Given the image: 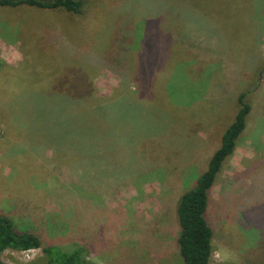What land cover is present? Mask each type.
<instances>
[{
    "label": "rangeland",
    "instance_id": "1",
    "mask_svg": "<svg viewBox=\"0 0 264 264\" xmlns=\"http://www.w3.org/2000/svg\"><path fill=\"white\" fill-rule=\"evenodd\" d=\"M87 2L79 16L0 9V44L17 60L7 68L0 59V215L43 246L78 252V264H181L177 201L248 92L247 129L209 193V264L263 263L264 0H229L225 17L211 0ZM227 16L232 24L220 21ZM27 89L93 105L113 97L105 150L91 160L13 134L9 101ZM127 90L145 99L132 105ZM0 260L46 259L8 249Z\"/></svg>",
    "mask_w": 264,
    "mask_h": 264
},
{
    "label": "trees",
    "instance_id": "2",
    "mask_svg": "<svg viewBox=\"0 0 264 264\" xmlns=\"http://www.w3.org/2000/svg\"><path fill=\"white\" fill-rule=\"evenodd\" d=\"M211 1L223 2L221 15L225 17L229 14L228 10L231 7L228 5L229 0ZM191 4L193 7L190 8L194 11L201 14L207 12L199 7L198 3ZM87 5L88 2L85 3V0H0V8L25 7L41 11H61L74 16L81 15ZM211 12L213 16L215 12L213 10ZM179 17H183L182 22L187 18L184 15ZM220 18L222 24L226 20L232 24V17ZM146 24L149 28L148 23ZM258 70L264 72V61ZM28 91L29 89L20 91L17 93L18 96L12 97L9 101L15 111L8 117L10 127L11 124L13 125V134L21 135L30 145L38 142L44 148L50 146L59 154L74 153L77 148V156L89 157L91 160L92 149L98 153L105 150L109 144L107 143L109 132L116 125L114 119L104 112L105 104H109L113 97H104L93 105L83 97L76 98L66 93L56 96L53 92L28 93ZM121 92L123 91H118L120 94ZM127 93L134 95L129 97V101H133L130 103L132 105L137 106L136 103L140 102L141 98L145 99L140 93H133L130 90H127ZM247 93L243 92L237 96V108L232 121L221 131L219 145L209 157L206 169L199 174L192 188L184 191L177 201L176 216L180 230L177 246L181 264L210 263L213 231L205 217L209 193L225 162L234 153L239 138L247 129L251 114V105L246 99ZM70 123L74 124V128L67 127ZM8 249L15 251L41 249L46 259L44 264H78L79 260L78 252L66 253V250L57 246H43L37 234L15 231L12 221L0 215V256ZM0 264L4 263L0 260ZM255 264H264V262Z\"/></svg>",
    "mask_w": 264,
    "mask_h": 264
},
{
    "label": "crops",
    "instance_id": "3",
    "mask_svg": "<svg viewBox=\"0 0 264 264\" xmlns=\"http://www.w3.org/2000/svg\"><path fill=\"white\" fill-rule=\"evenodd\" d=\"M2 9H6V8H2ZM10 9H20V8H10ZM27 9H31V8H27ZM37 11L46 12L51 10H44V11L37 10ZM2 46L3 44L2 45L0 44V59H2V61L5 63L4 65H6L7 68H12L17 63L16 56L14 54L15 47L11 46L9 43L4 44V47Z\"/></svg>",
    "mask_w": 264,
    "mask_h": 264
},
{
    "label": "clouds",
    "instance_id": "4",
    "mask_svg": "<svg viewBox=\"0 0 264 264\" xmlns=\"http://www.w3.org/2000/svg\"><path fill=\"white\" fill-rule=\"evenodd\" d=\"M216 256L219 258V256H220V253H216Z\"/></svg>",
    "mask_w": 264,
    "mask_h": 264
}]
</instances>
